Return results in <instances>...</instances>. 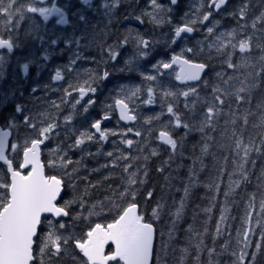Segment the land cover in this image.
<instances>
[{
    "label": "trees",
    "instance_id": "1",
    "mask_svg": "<svg viewBox=\"0 0 264 264\" xmlns=\"http://www.w3.org/2000/svg\"><path fill=\"white\" fill-rule=\"evenodd\" d=\"M199 1L180 0L181 7L185 4V15L180 18L181 22L183 19L186 22L195 18H191V16L193 17L191 9L195 10L196 3ZM244 4L248 5L246 16L241 18L238 14L233 15ZM121 10L119 9V11ZM261 12H264V0H229L228 4L219 12H213L208 26L203 32L201 31L203 37L200 40L202 44L200 49H205H199L202 55L195 54L198 47L192 38L186 39L189 44L188 47L193 49V52L187 53V56L206 63L209 70L206 79L200 85L193 87L196 89V94H190L187 98L179 95L181 91L186 90L178 86L173 79L167 81L162 88L156 89L158 94L165 91L177 93L175 97L157 98V102L161 104L157 107V115L168 120V127L159 124L162 122H158L156 119V121L147 120L154 112L153 108L148 106L145 108L146 100L142 96L145 95L144 93L149 87L154 85L153 81L144 79L145 75H150V67L164 61L171 54L172 32L163 33L155 30L150 32L147 30L145 36L149 39L151 46L149 52L145 49L147 55L138 54L134 56L128 52V55L124 57L120 56L123 54L119 51L113 68H110L109 64L105 67L100 66L99 72L107 69L110 75L107 80L99 82L100 87L96 92L95 103L88 108L87 112L84 111L88 115V117L84 116L87 124L82 126L81 122L65 123L64 121L63 128L65 130L63 132L61 129L54 131L50 137V142L43 149V161L47 175H57L65 182V193L61 199V204L80 196L84 200L83 207L79 202L73 204L69 209V218L62 221L66 225L65 230L68 234H73L76 238L82 239L95 223L107 224L112 222L118 215V209L113 207V201L122 208L131 200L130 196L121 200L119 193L128 187L127 181L130 173L139 169L136 177L137 184L133 185L132 189L136 190L135 202L139 205L145 220L153 222L156 227L157 239L153 264H161L163 260L174 264H236L237 256L244 248L243 233L249 227L252 231L248 235L249 247L246 249L248 256L245 259V264H250V257L252 253L256 252L255 246L257 244L261 245V253H257L256 264H264V239H262V235H264V212L260 209V201L264 199V146L261 145V137L264 135V125H261V116L264 115V73L255 77V73L260 72V69L264 67V61L261 60V57H264V23L258 22L255 29L251 26L252 21ZM109 15L108 13L106 16ZM213 26L214 32L208 34L207 28ZM161 27L160 23L158 28ZM137 30L135 26H131L130 31L122 36L113 30L103 29L104 38L101 42L108 41L111 43L114 35L115 38L120 36L116 41L125 37L129 41L133 33L142 38V34ZM233 31L236 33L235 38L232 39L233 44L248 36L252 37L251 51L241 53L238 48L233 50L229 47L227 50L217 53L216 48L211 47L215 43H209V41L221 33ZM194 34V39H196L199 34L197 28H195ZM178 52L183 51L179 49ZM229 53H231L233 64L240 65L242 61H245L249 66L229 68L227 66ZM135 59L144 61L142 66L145 63L148 65L147 74L144 72L142 77L139 67H136L139 71L134 72L131 66ZM104 60L106 63L108 62L107 57ZM217 73L222 75L217 76ZM249 73H253V75L249 76ZM87 74L72 76L70 83L72 84L74 79L76 84L83 83L85 78H88ZM229 77L233 79L225 85L223 81L228 80ZM245 77L248 78L247 83H251L255 79L259 86L252 89L250 93H242L241 95L245 96V100L240 103H237L234 94L223 96L221 93H216V95H222L225 100V104L222 106L223 112L214 119L215 129L206 127L203 132L199 131L207 107L206 102L210 103L213 100V89L219 86L226 92L233 93L231 83L239 88L242 86L241 81H245ZM121 82L128 89L139 88L140 91L137 96L128 100L126 98L127 93H121L123 88ZM37 84H39L38 81ZM109 85H113L115 91L105 93L104 89ZM117 98H125L128 100L131 109L139 107L145 112L144 115H138L140 135L137 136L136 132L132 131L129 134V139L134 142L133 145L127 146L124 143L126 139L121 135L120 130H116V135H109L110 138L105 144L96 142L98 139L95 138L93 141L96 147L92 151L93 153L84 151L80 146L73 147L76 134L84 131L90 132L92 123L104 115L113 113V109L109 110L107 106L112 105ZM22 100L27 101L25 98ZM169 104H172L174 111L180 115L183 123L189 125V128L172 127L174 117L172 114H165L164 112ZM9 110H12V107ZM160 112H162L161 116L159 115ZM233 114L236 117L234 124L232 123ZM245 114L248 115L247 125H244L241 119ZM1 117L0 124L7 126L8 123L4 122ZM59 121L58 126L61 123V118ZM114 121L116 122V120ZM35 123L37 126L40 125L38 122ZM19 130H21L20 132L24 131L22 128ZM159 130L170 131L173 138L177 140L175 152H172L170 146H162L156 142L155 134ZM233 130L238 135L242 134L246 143L249 139L254 141L257 146L261 147V152L253 151L250 154L245 165L248 179L241 181L238 188L229 191V185L232 181L241 180L237 167L240 159L234 151ZM136 144L138 146L143 144L147 148H156L154 150L157 155H151L152 151L150 150H143L142 154L144 152L147 154L142 156L134 148ZM205 144L208 145L206 153L202 152ZM51 146H57L60 150L68 151L72 155L69 159L74 163L68 166L70 176L62 175L58 171L59 167L47 165L49 159H56V156H48ZM109 152L112 153V156L107 155ZM121 156H126L128 159H118ZM144 157H148V159L145 160ZM12 160L15 168L18 169L19 159L12 157ZM125 162L127 165H132L127 172L124 170L125 168H121ZM92 166L99 170V178L95 182V187L85 189L83 185L89 182L87 178ZM145 167L148 174L143 178L142 174H144ZM73 168L77 170L73 172ZM0 173L2 182L9 183L5 166L0 165ZM83 173L86 175L85 178L82 177ZM193 173H195L194 176ZM73 179L76 181L72 182ZM140 181L144 182L140 183ZM217 184L219 191L216 190ZM72 185L75 196L68 197ZM209 185L212 186L209 187ZM81 187H83L81 189L83 192L79 190ZM186 187L188 188V195H191L190 198L185 195L184 189ZM148 192L152 193L150 198L147 196ZM225 192L229 193L227 197ZM252 194H255L254 202L250 201ZM181 201H183V209L177 218L175 213L180 208ZM98 202L103 203V210H101V204ZM250 202L254 204V209H249ZM92 205H96V208L92 209ZM157 205H161L158 219L152 216V211ZM205 209H210V211H205ZM89 211H95L98 214L89 216ZM80 213L82 215L79 219H74ZM249 213L251 215L250 224L247 220ZM221 215L226 216L223 222L220 220ZM257 220L260 221V224H257ZM53 224L58 228L57 222ZM46 225L47 222L43 224L41 233L46 229ZM217 225H220L219 234L217 233ZM59 233L64 235L63 229H59ZM169 233H171V237ZM69 243L73 246L71 241ZM39 245L40 237L35 252V256H37L35 264H40ZM184 249H187V252H184ZM213 249L214 251H211L210 255V250ZM74 250L77 255L75 248ZM44 260L45 264H60V260H63L61 264L69 263L68 260L55 259V257L48 260L47 255H45Z\"/></svg>",
    "mask_w": 264,
    "mask_h": 264
},
{
    "label": "snow or ice",
    "instance_id": "2",
    "mask_svg": "<svg viewBox=\"0 0 264 264\" xmlns=\"http://www.w3.org/2000/svg\"><path fill=\"white\" fill-rule=\"evenodd\" d=\"M83 4L91 6L90 0H82ZM121 0H112L111 5L105 3V8L116 7L120 4ZM229 0H207L206 4L204 0H201L200 8L196 11V18L187 20L182 25L177 26L174 30V39L171 43H176L177 39L181 37L183 33H192L195 31L194 25L199 23H204L209 21L212 17L213 12H219L225 5H227ZM172 5L178 3V0H170ZM151 5L153 11L147 13L151 17L152 21L156 24L164 22L160 13L170 12L171 8H164L157 0H151ZM201 11L202 9H205ZM248 5H242L238 12L233 13V15H239L241 18H244L247 14ZM27 11L36 13L39 12L45 19L49 16L56 14L59 16L57 23L66 24L68 20L65 16V13L62 9L57 7L52 8H36V7H27ZM20 12V8L17 4V0H0V15H3L5 20V25L11 24L13 18ZM81 20L85 18L80 17ZM139 19V17L137 18ZM264 23V12H261L252 21V28L255 29L257 23ZM208 34L214 32V26L207 28ZM236 33L228 32L221 33L216 37V43L211 45L215 47L217 53H221L231 47L233 50L239 49L241 53L250 52L252 48L251 40L252 37L248 36L245 39L239 40L236 44L232 43ZM127 37L123 43H127ZM55 43V41H53ZM78 43V41H77ZM14 39L9 36L5 39L0 35V49H7L11 52L14 48ZM137 46L139 49V55L145 56L147 52L145 49L150 47V41L137 37ZM259 46V45H258ZM184 51L193 52L192 48H187ZM109 59L115 60L118 53L114 51L112 46L108 48ZM47 58V57H46ZM79 59V55L76 56ZM3 59V57H0ZM261 60L264 61V57H261ZM72 64H75V59L71 61ZM174 64H180V72L177 74L176 79L183 82L187 81H199L201 79V74L208 67L205 63H195L192 60L184 58V56L176 55L171 58V62H159L153 67L157 70V74H161V69H170ZM227 66L229 68L237 67H248L245 61H242L240 65L233 64L231 62V53H229V59L227 61ZM29 65L24 64L23 69L27 72ZM261 73H264V67L260 69V72L255 73V77H259ZM88 78L83 81L81 84L75 86L69 85V88L72 91H75L79 95V99H76L72 104V108L75 109L76 105L80 103L81 100L88 96L90 93L95 94L99 82L105 81L108 79L110 72L107 69H104L102 72H96L95 70H89ZM221 73H217V76H221ZM253 73H249V76H252ZM64 79L62 71L57 69L55 72L54 80L60 81ZM145 80L155 81L157 77L155 75H145ZM233 79L229 77L228 80L223 81L225 85L228 84V81ZM247 77L245 81H241V87L235 90V93L226 92L223 88L217 86L213 89V100L212 102H206L207 107L204 113V119L201 122V126L198 129L203 132L204 129L212 128L215 129L214 119L218 118L223 112V105L225 100L223 96L235 95L237 103H240L245 100V96L241 95L242 93H250L252 89L259 86L255 79L251 83H247ZM95 85V86H94ZM35 91V89H33ZM139 88L136 89H121V93H129L127 99L131 100L132 97L137 96ZM65 97L62 98V102H66V98L72 95V92L68 89H64ZM148 99L145 103L152 104L154 102V91L150 87L147 89ZM216 93H221L222 95H216ZM165 97L173 96L175 97L177 93L165 91L162 93ZM190 94H196V89L189 87L187 91H181L179 95L187 98ZM95 103V100L89 99L87 105L84 106L83 111L87 112L88 108ZM53 106L59 109L60 105L53 102ZM187 106V105H186ZM109 110L113 108L119 109V117L124 121H135L136 115L132 114L129 104L126 102L125 98H117L114 100L112 105H108ZM16 112H22L23 108L20 105H17L15 108ZM167 112L172 114L174 117V124L172 127L179 128L184 127L185 129L189 128L187 123H183L179 114L174 111L172 104L167 106ZM41 120L38 123L41 126H37V123H33V118L30 116H24L23 122L28 129L32 130L34 135L28 136L24 139L22 144L12 143L9 144V137L12 135V129L16 127L15 121L10 120L6 128H0V161H4L7 164L8 171L11 174L10 183H0V264H34V261L37 259V256L34 255V245H36V237L38 229L41 224L44 222L45 214H52L54 217H68L70 215L69 209L71 206L77 202L83 207L84 200L83 197H76L71 200L64 201L63 204H58L57 199L60 196V193L64 186V180L55 175H45V162L41 159V146L45 144L54 130L58 127L56 120L53 116L48 113H41ZM73 119L72 115L66 116L64 118L65 123ZM109 119L108 115H104L102 120ZM243 124H248V115L245 114L241 117ZM102 120H96L91 124V129L94 131H84L80 132L78 138L75 140L73 147H79L85 144L87 141H93L97 134L101 141L108 139L109 135H116L115 132L109 130H102L101 123ZM47 121V123H45ZM236 122V117L233 114L232 123ZM171 123V122H170ZM261 125H264V115L261 116ZM165 127H168L167 125ZM129 132L132 129H128ZM137 136L140 135L139 132L135 133ZM232 137H234V151L237 157L240 159V163L237 165L241 180L232 181L229 185V191H233L235 188L240 186L241 181L248 179V173L245 169V165L248 162L250 154L255 151L257 153L261 152V147L257 146L254 141L249 139L246 143L244 136L242 134H237L235 130L232 132ZM162 143L170 146L172 152H175L177 149V140L173 138L170 131L161 130L157 137ZM209 139H211L209 137ZM124 143L129 147L133 145V140H124ZM261 145L264 146V135L261 137ZM18 148L22 149L23 161L19 164L17 170L13 167V162L8 158V151H16ZM208 145L205 144L202 152L206 153ZM59 148L51 150V155L56 156V159H49L47 165L49 167H60L67 168L69 165L74 162L71 159H65L64 155H57ZM66 155V153H65ZM107 155L112 156V153L109 152ZM151 155H157L155 150L152 151ZM118 159H128L126 156L118 157ZM145 160L148 157H144ZM115 163V162H114ZM255 163V161H253ZM30 170L27 174L24 173V169L29 168ZM132 165L129 164L125 167L127 172ZM77 169L73 168V172ZM139 169H137V172ZM163 171V169H160ZM137 172H132L129 175L127 181L128 187L119 193V198L123 200L125 197L130 196L131 200L122 207L119 204H116L113 201V207L118 209V215L111 223L107 224H95L89 231L84 234V238H76L73 234L61 235L59 229H65L66 225L64 222H58V228L52 223L51 220H47L49 226V231L45 234L39 245V260L40 264H45L44 257L48 256V260H51L53 257L60 256L62 251H67L69 242L71 241L75 248L79 249L83 256L86 258L84 264H109L110 261H122L123 264H151L153 257V247L154 240L156 237V229L154 228L153 223L147 222L143 213L140 211L139 205L135 202L136 199V190L132 189V186L137 184ZM147 168L145 167L144 176H147ZM65 175L70 176L71 173H65ZM193 176L195 173L192 174ZM192 179V177H190ZM144 181H140L143 183ZM212 185H209L211 187ZM95 187V185H92ZM216 190L219 191V185H216ZM185 195H188V188L184 189ZM229 193L225 192L227 197ZM147 196L150 198L152 196L151 192L147 193ZM110 199V198H109ZM250 201H255V194L250 196ZM101 204V210H103V203ZM249 209H254V204L249 203ZM96 205H92V209H95ZM161 205H157L156 208L152 211V216L154 218H159V210ZM183 209V201H181L180 208L177 209L175 215L177 218L181 215ZM260 209L264 212V199L260 201ZM111 210V209H110ZM205 211H210V209H205ZM95 211H89L88 215H97ZM82 213L77 214L74 219H79ZM226 219V216L221 215L220 220L223 222ZM248 223H251V215L249 213L247 217ZM257 224H260V221L257 220ZM252 231L249 227L243 233V245L244 248L241 250L237 256L236 264H245V259L248 256L246 249L249 247L248 235ZM217 233H220V225H217ZM171 237V233H169ZM264 239V235H262ZM112 241L115 244V250L108 255H105L104 249L105 245ZM256 252L252 253L250 257V264H256L257 253H261V245L257 244ZM187 252V249L183 250ZM210 250V255H211ZM235 255V253H234Z\"/></svg>",
    "mask_w": 264,
    "mask_h": 264
},
{
    "label": "flooded vegetation",
    "instance_id": "3",
    "mask_svg": "<svg viewBox=\"0 0 264 264\" xmlns=\"http://www.w3.org/2000/svg\"><path fill=\"white\" fill-rule=\"evenodd\" d=\"M105 3L106 2L97 0L91 2V6H88L83 4L82 0H51L48 5L41 7L52 8L56 6L61 8L68 19V23L65 26H61L57 23L59 17H52L45 21L44 17L39 12H29L33 19L27 20V23L19 29V27L17 28L14 25L9 26L11 24L6 26V18L3 15H0V35H2L5 39L9 38V36L13 37L15 45L11 52L7 49H0V57H3V59H0V64L2 63L3 65H0V90L3 88L8 89L14 95V93L19 90L23 89L25 92L27 89V94H25V96L23 95V97L27 100L34 99L36 95V90L33 91V89H35L34 76L36 74H45L48 76L45 77V79L53 88V90L50 91L51 100H53L54 97L59 99V94L61 95V98H64V89H68L72 92V95L66 98V107L60 98V106L64 105L65 109H73L72 104L76 99H79V95L77 92L72 91V89L69 88L72 75L79 72L80 75H85L89 72V70L99 72L100 66L105 67L109 64L110 68H113L115 65V60H110L109 58L107 63L99 62V57L104 58L105 56H109V46H112L114 51H116L117 46L115 40L120 37L117 36L115 38L114 35L111 43L108 41L101 42L103 38V29L108 31L113 30L116 34L123 36L128 31L133 20L141 14L144 15V18L147 19L150 26L156 25V23L152 21L151 17L147 15V13L153 11L152 5H149V9H147L146 7H140V3H134L132 0H127L126 4H119L116 7H110L112 11H114L117 7L121 8L122 10L118 11L117 14L113 13V15L110 14L109 16H105L104 13L98 12L100 4L104 5ZM164 5H166L165 8H169L170 4L164 3ZM33 7L37 8V6ZM175 8H178V6ZM116 15H121V18H113V16ZM81 16L85 19L81 20ZM136 21L140 22L139 19H136ZM36 24H38L40 28L33 30L32 28ZM43 28H46V30L42 31ZM174 30L175 29H172V33H174ZM180 39H177V41H180ZM53 41H55V43H53ZM79 53L81 58L77 59L76 56ZM170 55H173V52H171ZM117 56H119V54ZM171 57L172 56L167 59L169 60ZM74 59L75 64H72L71 61ZM164 62H167V60ZM24 64L29 65L27 72L23 69ZM57 69L62 71L64 79L60 81H51V77L53 78ZM20 74L23 76L31 75L28 84H26V79H24L21 87H19ZM3 76L4 82L3 86H1ZM17 81L18 87L15 86ZM121 86H124L122 82ZM98 87H100V84ZM104 91L105 93L107 91L113 92L115 91V88L113 85H109L104 89ZM96 96L97 93H90L88 96H85V98L81 100L74 109L77 111L76 116L69 114L73 117V119L69 122L80 123L81 119L84 118L85 115L88 117V115L84 113L83 108L87 105L89 99L95 100ZM14 100H16V97H14ZM1 107L2 98L0 97V113L3 110ZM12 110L15 112V106H12ZM18 113L19 112L13 114L12 116H17ZM30 113L31 111H29L28 115H30ZM54 115L57 114L54 113ZM108 116L111 118L105 121L102 120L103 116L97 119L102 120V130H108L114 122L112 115ZM113 127L114 124L110 127V129ZM126 127L127 130L131 128L128 126ZM92 145L93 142L87 141L84 144V148L93 150L94 147Z\"/></svg>",
    "mask_w": 264,
    "mask_h": 264
},
{
    "label": "rangeland",
    "instance_id": "4",
    "mask_svg": "<svg viewBox=\"0 0 264 264\" xmlns=\"http://www.w3.org/2000/svg\"><path fill=\"white\" fill-rule=\"evenodd\" d=\"M121 1H125V0H121ZM50 2H51V0H25V3H28V4L31 5V6H37V8L45 7V6L48 5ZM21 3H23V2H19V4H21ZM107 4H109V3H107ZM199 8H200V4H197V5H196V8H195V10H194V17H195V18H196V11H197V9H199ZM98 9H99V12L104 13L105 16L108 14V8H105L103 4H100V6L98 7ZM201 11H203V9H202ZM29 17H31V16H29ZM180 17H183V15L181 14ZM20 18H21V19H20ZM31 18H32V17H31ZM195 18H194V19H195ZM32 19H33V18H32ZM24 22H25V18L23 17L22 13L19 12V13L13 18V20L11 21V25H9V26H13V25H14L15 27L18 28V26H21ZM39 28H40V27L38 26V24H36V25L33 26L32 29H33V30H36V29H39ZM45 30H46V28H43L42 31H45ZM130 40H132V38H130L129 41H130ZM193 41L195 42L196 39H194ZM208 41H209V40H208ZM209 43H216V37L213 38L212 41H209ZM179 48H180V49H184V48H186V45H185V44H182ZM200 50H205V49H200ZM200 50L195 51V54H196V55H202L201 52H200ZM206 50L210 51L209 49H206ZM78 55H79V57L81 58L80 53H79ZM100 62H106V61H105L104 58H103L102 60H100ZM116 62H117V61H116ZM0 65L3 66L2 63H1ZM149 73H150V75H155V76L157 77V79H156L155 81H153V84H154V85H152V87H151V88L153 89V91H154V102H153V104H154V108H153L152 110H153L154 113L157 114V113H158L157 107H158V106H161L160 102H159V103L157 102V98H158V99H159V97H160V98H164L165 96H164L163 94H158V93L156 92V89H159V88H162L163 86H165V83L171 79L172 74L170 73V74H167V75H160V76H158V74H152L151 72H149ZM73 75H74V74H73ZM143 75H144V73H143ZM214 75H215V74H214ZM215 76H216V75H215ZM28 79H29V76L26 77V84H27ZM85 79H86V78H85ZM3 82H4V76H3V79H2L1 86H3ZM15 86L18 87V81L16 82ZM40 87H42V86H41L40 84H37V82H35V90H36V92L38 91V89H40ZM149 88H150V87H149ZM236 89H238V88L235 86V84H234V83H231V90H232L233 93H235V90H236ZM185 90L187 91L188 88L185 89ZM24 94H25V92H24L23 90H19V91H17L16 93H14V95H13L8 89L3 88V89L0 90V97L2 98V107H1V109L3 108V112H4V115H3V116H4V120H5V122H7V123H8L10 120H14V121H15L16 127L14 128V130H15V133H16V138H15V140H14V143H18V144H22L23 141H24V139H25L26 137L34 135V134L32 133V130H31V129H28V128L26 127V125H25L24 128H23L24 131L20 132L21 130H18V128H19V127H22V120H23V118L18 119L16 116L11 117L10 112H9V108H10V107L15 106V108H16L17 105H20V101H21V98H22L21 96H23ZM42 94H43V93H42ZM144 94L146 95V99H148V93H147V91H146ZM181 96H182V95H181ZM14 97H16V100H14ZM19 98H20V99H19ZM36 100H40V102H43V101H42V98H38V99H36ZM137 100H138V98H137ZM42 104H43V103H41V104L38 106L37 109L32 110L31 113H30V115H28V114H29V111H30L29 108H28V105L26 104V102L22 101L20 106H22L23 111L20 112V116H22L23 114H25V116H30V117L33 118V121H32L33 123L38 122L39 120H41V119L43 118V117L40 116V114H41V113H48V111H49V110H46V111L44 112V108L42 107ZM58 104H59V103H58ZM147 106H148L147 103H145V108H148ZM161 108H162V107H161ZM162 111H163V109H162ZM51 112H52V114L56 113V112H54V110H51ZM164 112H165V114H170V113L167 112V108L164 110ZM15 113H17V112H16V111L13 112V114H15ZM161 114H162V112H160L159 115L161 116ZM161 119H162L165 123L168 122V120H167V119H164L162 116H161ZM68 122H69V121H68ZM69 123H72V122H69ZM80 124H81L82 126H84V125L87 124V121H86L84 118H82ZM109 129H110V128H109ZM17 130H18V132H16ZM79 134H80V133L76 134V137H75V139H74V143H75V140L78 138ZM123 136H124V138H125L126 140L129 139V133H125V132H123ZM107 141H108V139H107ZM126 145H127V144H126ZM127 146H128V145H127ZM80 147H82V149H83L84 151H88V153H93L91 150H87V149H85V148H84V144L81 145ZM57 148H58L57 146H51V147H50V151L48 152V156L51 157V150H53V149H57ZM59 150H60V149H59ZM21 152H22V149H21V148H18L16 151H11V158L14 157L15 159H19V156H21ZM65 153H66V155H65ZM57 155H64V158H65L66 160L69 159L70 157H72V155H70V152H68V151H64V150H60V151L57 153ZM92 169H93V167H92L90 170H92ZM58 171H60L61 174L64 175V176H67V175H65L66 172H67V173H70L68 167H67L66 169H65V168H60V167H59V168H58ZM134 172H137V171H134ZM137 174H138V172H137ZM55 176H57V175H55ZM67 177H68V176H67ZM82 177L85 178L86 175L83 173ZM73 181H76V179H73L72 182H73ZM0 183H3V182H2V176H1V173H0ZM5 183H6V182H5ZM70 192H71V193H74V187H73V185L71 186V190H70ZM187 197L190 198L191 195L189 194ZM48 230H49V226H48V224H47V225H46V229L40 234V240L43 239V237H44L45 234L48 232ZM63 232H64V235H65V236L68 235V233L66 232L65 229H63ZM72 255H74V256H72ZM69 256H72V257L74 258V263H73V262H69L68 264H84V262L81 261V259H80L78 256H76V255L74 254V251H73L69 246H68V248H67V251H62L61 254H60V256L55 257V259H64V260H66ZM62 261H63V260H60V264H61ZM161 264H174V263L169 262V261H166V260H163V261L161 262Z\"/></svg>",
    "mask_w": 264,
    "mask_h": 264
},
{
    "label": "bare ground",
    "instance_id": "5",
    "mask_svg": "<svg viewBox=\"0 0 264 264\" xmlns=\"http://www.w3.org/2000/svg\"><path fill=\"white\" fill-rule=\"evenodd\" d=\"M189 1H191V0H188V2ZM194 1V0H193ZM149 6V5H148ZM148 6H144V7H146L147 9H149V7ZM164 8H165V6H164ZM169 8H171V7H169ZM184 8H185V4L181 7H178V8H171V11L170 12H162V17H163V19H164V22L163 23H161V28H158V26L159 25H154V26H151L155 31H162L163 33L164 32H172V29H175L177 26H180V25H182L183 23H184V19H183V22H181V14L182 15H185V13H184ZM188 12V11H187ZM191 12L193 13V17L191 16V18H194V9H191ZM189 13V12H188ZM188 15V14H187ZM113 18H115V19H120L121 18V15H116V16H113ZM212 19V17H210V19H209V21H206L205 23H199V22H197V24L195 25V28H197V30H198V32H199V34H198V37L196 38V41L194 42V44L198 47L197 49H196V51L197 50H199L200 48H201V46H202V44H201V39H202V34H201V31L203 32V30L208 26V24H209V22H210V20ZM175 48L173 47V45H172V43H171V46H170V50L171 51H173ZM144 61H142V60H137V59H135L133 62H132V64H131V66L133 67V71L134 72H138L139 70H141V77L143 76V73L145 72L146 74H147V72H146V69H147V67H148V65L145 63L143 66H142V63H143ZM154 65H156V64H153L151 67H150V69H149V72H151L152 74H157V70L153 67ZM139 67V70L137 69V68ZM35 77L37 78L36 80L38 81V83L42 86V87H40V89H38V91L36 92V95H35V98L34 99H29V100H27L26 101V104L28 105V108H29V110L30 111H32V110H34V109H37L38 108V106L41 104V103H43L42 104V107L44 108V112L46 111V110H49L48 111V114H50L51 116H53L54 118H55V120H56V123L58 124L60 121H59V118H61V114L65 111V113H66V115H64V116H62V117H66L67 115H69V114H73V116H76V114H77V111L76 110H74V109H71V108H66L65 109V107H66V104H65V102H64V105H65V107H64V105H62V106H60L59 107V109H57V108H55L54 106H53V102H55L56 104H58L59 103V105H60V98H61V95L59 94L58 96L60 97L59 99H56L55 97H54V99L53 100H51V94H50V91H51V84H49V82L45 79V77H48V76H46L45 74H36L35 75ZM124 87H126L125 85L123 86V88ZM28 88V87H27ZM128 89V87L126 88V90ZM26 91H27V89H26ZM26 91H25V94H26ZM43 93V94H42ZM25 94H24V96H25ZM127 95H129V93H127ZM22 98H24V97H22ZM38 98H42V101L43 102H40V100H36V99H38ZM127 98V97H126ZM62 99V98H61ZM138 101H139V99H138ZM126 102L128 103V100L126 99ZM129 107H130V105H129ZM51 110H54V112H56V114L57 115H54V114H52V112H51ZM132 110H133V114L134 115H136V120H135V122L132 124V126H131V128L130 129H132V132H139L140 133V131L138 130V129H140L139 128V125H138V120H139V116L138 115H144L145 114V112H143L139 107H136V108H132ZM9 112H10V115H11V117H13L12 115H13V110H9ZM158 114V113H157ZM156 113H152L149 117H148V119L147 120H150V121H158V122H162V123H159V124H161V125H167L168 124V122L167 123H165L158 115H157ZM4 112L2 113H0V116H2L1 117V119L5 122V120H4ZM108 115H110L111 116V114H108ZM156 119V120H155ZM157 126V125H156ZM156 126H154V129H156ZM65 129L63 128L62 129V132L64 131ZM112 132H115L116 130H120V132H121V135L123 136V132H127V130L125 129V128H123V127H120V126H118V125H116V124H114V127L112 128V129H110ZM159 131H161V130H159ZM159 131L157 132V134H155V140H156V142L157 143H159L160 145H162V146H164V144L157 138L158 137V135H159ZM111 136V135H110ZM109 136H108V140H109ZM134 148H136L139 152H140V154L142 155V156H145L146 154H147V152H144L143 154H142V151L144 150H150V151H153L154 149H156V148H147L145 145H143V144H141L140 146H138L137 144H136V147H134ZM137 159V158H136ZM127 166V163L125 162L124 164H123V166L121 165V168H125ZM93 167V169L92 170H90V172H89V176H88V178H87V180L89 181L88 182V184L87 183H85L84 185H83V187L85 188V189H89L90 187H92V185H95V182L97 181V178H99V170L96 168V167H94V166H92ZM87 168V167H86ZM142 176H143V178H144V174H142ZM89 185V186H88ZM83 187H81L79 190H81ZM78 190V189H77ZM87 191V190H86ZM85 191V192H86ZM81 192H83L82 190H81ZM75 196V193H70L69 195H68V197H74ZM41 241V240H40ZM69 247L74 251V254L76 255V253H75V250H74V245L72 246L70 243H69ZM72 256H74V255H72ZM72 256H69L66 260H68L69 262H73L74 263V258L72 257ZM77 256V255H76ZM36 261V260H35ZM35 261H34V264H35Z\"/></svg>",
    "mask_w": 264,
    "mask_h": 264
},
{
    "label": "water",
    "instance_id": "6",
    "mask_svg": "<svg viewBox=\"0 0 264 264\" xmlns=\"http://www.w3.org/2000/svg\"><path fill=\"white\" fill-rule=\"evenodd\" d=\"M93 1H95V0H90V3L91 2H93ZM176 5V4H175ZM53 15H55V16H58V15H56V14H53ZM53 15H51V16H49V18H51V17H53ZM48 18V19H49ZM47 19V20H48ZM67 24V23H66ZM66 24H60L61 26H65ZM191 33H183L182 35H181V37L182 36H184V35H190ZM180 37V38H181ZM196 63V62H195ZM173 66H176V67H179V68H181V66H180V64H174ZM171 69V68H170ZM164 71H166V70H169V69H163ZM180 72V69H179V71H178V73ZM206 72H207V68L204 70V72L201 74V79L199 80V81H187V82H183V81H181V80H177L176 79V81H177V83L178 84H180V85H187V84H192V83H197V82H200L202 79H203V77L205 76V74H206ZM54 81H56V80H54ZM131 110V109H130ZM116 111H117V116H118V118H119V120H120V122L122 123V124H125V125H131V124H133L135 121H124V120H121L120 119V117H119V109L118 108H116ZM133 114V113H132ZM105 121V120H104ZM0 128H3L1 125H0ZM11 139H12V135L9 137V144H10V142H11ZM45 143H46V141H45ZM164 144V143H163ZM45 145V144H44ZM44 145H42L41 146V159H42V147L44 146ZM164 145H166V144H164ZM9 152V151H8ZM8 154V153H7ZM43 160V159H42ZM22 161H23V154H22ZM0 164H2V165H5L6 166V168H7V164L4 162V161H0ZM14 167V166H13ZM17 170H19V169H17ZM30 170V167L29 168H26V169H24L23 171H24V173L25 174H27V172ZM7 172H8V175H9V183H10V179H11V174H10V172L8 171V168H7ZM45 175H46V171H45ZM63 192H64V186H63V189H62V191H61V193H60V196L58 197V199H57V203L60 201V198L62 197V195H63ZM69 217V216H68ZM68 217H59V218H56V217H54L52 214H45V218H53L54 220H56V221H58V220H60V219H67ZM95 226V225H94ZM93 226V227H94ZM41 227V226H40ZM154 228H155V226H154ZM40 229V228H39ZM39 229H38V233H39ZM156 229V228H155ZM38 233H37V236H38ZM36 239V238H35ZM155 240H156V237H155ZM155 240H154V246H155ZM109 246H112V248H113V251L115 250V244H114V242H112V241H109L106 245H105V249H104V252H105V255H108V254H106V250H107V247H109ZM77 249V248H76ZM79 252H80V250L79 249H77ZM81 253V252H80ZM110 254V253H109ZM81 255L83 256V254L81 253ZM153 255H154V247H153ZM84 257V256H83ZM85 258V257H84ZM86 259V258H85ZM111 262V261H110ZM112 262H114V261H112ZM122 262V261H121ZM153 263V257H152V261H151V264ZM122 264H123V262H122Z\"/></svg>",
    "mask_w": 264,
    "mask_h": 264
}]
</instances>
